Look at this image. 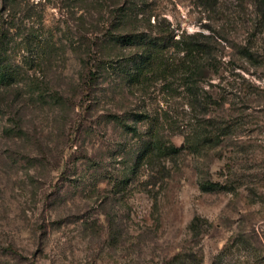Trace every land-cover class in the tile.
I'll return each mask as SVG.
<instances>
[{
	"label": "rangeland",
	"instance_id": "obj_1",
	"mask_svg": "<svg viewBox=\"0 0 264 264\" xmlns=\"http://www.w3.org/2000/svg\"><path fill=\"white\" fill-rule=\"evenodd\" d=\"M0 264H264V0H0Z\"/></svg>",
	"mask_w": 264,
	"mask_h": 264
},
{
	"label": "trees",
	"instance_id": "obj_2",
	"mask_svg": "<svg viewBox=\"0 0 264 264\" xmlns=\"http://www.w3.org/2000/svg\"><path fill=\"white\" fill-rule=\"evenodd\" d=\"M142 37L143 36H141V34H129L125 36H118L116 41H120L124 45H134L139 47L140 45L145 44L144 38ZM162 38L163 37H161L158 44H153L156 49L155 51L151 50L150 52H144L143 50L134 58H131V67L121 65L118 66L120 67L121 73L124 75L126 80L129 81L131 86L145 85L149 73L151 74V77H159L158 79L162 80H167L168 77L174 78L176 75H178L180 81H182L181 85L183 86L187 78L192 79L202 68V65L199 64V60L197 58L198 56H201L205 53V49L202 45L196 41H190V43H186L181 40L177 42V54H182V56H179L181 58H179L177 62L175 61L174 64L169 65L160 57V53L165 49L166 44L164 40L162 41ZM189 54L193 56L192 62L194 63V66L190 70H187V68L185 69V63L186 57ZM189 87H191V91L195 89H192V85ZM196 101L198 106H200L201 100L196 98ZM215 187L216 186L214 185L209 186L208 183L202 181L199 182V189L203 192L210 191ZM199 221L200 220L198 218H195L191 221L189 228L193 233L200 231ZM9 249L12 250L13 248L10 247Z\"/></svg>",
	"mask_w": 264,
	"mask_h": 264
}]
</instances>
